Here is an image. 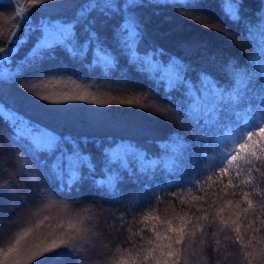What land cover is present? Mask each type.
Masks as SVG:
<instances>
[{
	"label": "trees",
	"instance_id": "16d2710c",
	"mask_svg": "<svg viewBox=\"0 0 264 264\" xmlns=\"http://www.w3.org/2000/svg\"><path fill=\"white\" fill-rule=\"evenodd\" d=\"M74 2L56 0L57 4ZM221 2L190 0L188 5L183 6L161 4L137 9L147 27L144 39L138 48L133 49L135 55L127 50L122 51V45L113 38L114 21L106 27L97 26L103 47L112 56L113 64L110 57L97 59L94 49L85 58H74L64 50H57L54 59H47L41 65L25 71L17 77V83L0 84V102L19 113L23 120V125L14 129L12 124L0 118V151L4 153L0 168L6 170L0 172V183L12 181L14 185L19 184V187L13 186L11 193L0 191V219H7L4 217L7 212L8 218L19 216L22 223L32 226L44 217H49L50 224L46 222L39 225L34 234L27 238L29 242L43 245L45 241L58 238L55 227L57 221L75 222L78 217L94 215L97 212L94 202H102L115 215L105 213L109 228L93 242L115 253L117 248L130 249L133 243L139 246L152 238L150 229L157 222L150 221L146 228L142 222L143 215L151 212L153 216H159L160 220H166L188 212L186 204L182 205L172 197V192L179 195L181 189H172L168 195L161 193L159 202H155L151 192L167 187L166 181L171 183L179 179L170 174L173 165L186 171L193 179H199L197 173L215 166L224 147L220 133L217 132L213 139L215 121L220 117V111L215 110L227 103V93L235 91L237 87L243 88V83H236L230 64H237L255 73L237 111L246 110L249 101L258 105L259 94L264 91V76L260 75V65L264 63V35L255 27L253 35L248 34V25H256L258 13L264 10V0H241V19L238 22H233L225 15ZM27 3L28 0H0V34H6L12 26L11 17L15 15V8L27 6ZM74 12L72 7L40 5L32 7L28 15L33 25H39L41 19L70 21ZM24 27L21 24L18 36H23ZM78 32L83 40L86 34L79 29ZM40 35V31L33 32L19 48L13 57V67L16 61L24 58ZM10 46L0 39V47ZM154 49H163L164 55L157 53L156 59L165 64L170 57L184 62L187 79L194 85L192 93L189 94L183 87L169 91L167 81L162 83L154 69L141 62ZM202 73L214 79L223 90V97L216 92H204L198 80ZM29 80L31 83L28 86L33 94L19 87V83ZM168 81L169 86L174 82L170 75ZM45 95L51 96L52 100L40 99ZM66 95H84L86 99L65 100ZM57 100L60 102H53ZM128 100L134 103L128 104ZM258 116H264V113H258ZM28 122L38 128L40 133L45 132L47 138L38 141L36 136H29L26 133L27 130L31 131L27 127ZM17 133L22 137L19 140ZM177 134L190 146L184 152L178 147ZM55 140L58 141V148L52 151ZM74 143L79 144L80 149L91 157L95 164V179H101L105 174L106 150L113 152V156L127 152L131 167L143 171L129 175L119 164L113 166V170H119L122 176V182L118 185L119 202L110 196H102L93 187L92 180L87 179V169L83 170L86 179L78 185V191L57 194L54 191L55 181L50 175L45 180L37 164L51 167L62 159V153L71 155ZM145 154L147 160L140 159ZM63 162L65 168H71L73 158L68 157ZM21 173L27 175L22 176ZM234 183L238 184L239 181L234 180ZM39 184L53 191L47 195H37L35 188ZM260 187L264 188V185ZM204 188L212 191L207 184ZM244 191H252L251 186L245 187ZM192 194L200 193L192 189ZM227 199L238 201L240 196L224 197L219 203ZM149 200L153 201L152 207L143 208ZM258 200L259 197L254 195L253 202L257 206ZM211 203L212 200H209L208 204ZM121 213L124 214L123 224L116 218ZM192 213L201 215L196 207L191 209L189 215ZM229 214L225 212L226 216ZM177 223V220H173L174 226ZM18 230L13 229L11 234ZM158 230L162 231L163 227H158ZM209 231L205 229L206 233ZM136 233L139 235H134ZM42 236L44 239H41ZM9 238L0 241V247L6 246ZM189 243L191 241H186L185 245ZM201 247L204 251L195 258L196 264H216L210 249ZM232 252L234 256L231 264H246L236 246L232 247ZM89 255L92 253L89 252ZM185 259L191 264L192 258L187 252ZM51 264H75V261L70 254L65 253Z\"/></svg>",
	"mask_w": 264,
	"mask_h": 264
},
{
	"label": "snow or ice",
	"instance_id": "6c2138e0",
	"mask_svg": "<svg viewBox=\"0 0 264 264\" xmlns=\"http://www.w3.org/2000/svg\"><path fill=\"white\" fill-rule=\"evenodd\" d=\"M189 3L190 0H75L74 3L57 4L56 0H28L27 6L15 8V15L11 17L12 26L6 34H0V39L11 45L8 48L0 47V84L17 83V77L25 71L41 65L47 59H54L57 50H64L74 58H85L88 52L94 49L97 59L110 57L113 64L112 56L103 47L97 26L106 27L115 21L112 29L113 38L122 45V51L133 52V49L138 48L139 43L144 39L147 27L137 9L161 4L183 6ZM40 5L72 7L75 12L70 21L49 18L41 19L39 25H33L28 12L32 7ZM192 6L196 7V5ZM240 6L241 0H222L221 2L222 10L233 22L241 19ZM21 24L25 26L22 37L17 35ZM254 27L259 28L261 35H264V10L258 13L256 25H248L249 36L253 35ZM78 29L86 34L83 40L80 39ZM35 31H40V37L24 58L16 61L13 67V57ZM157 53L160 56L164 55L163 49H154L153 53L143 57L141 62L154 69L162 83L167 81L169 91L183 87L189 94L192 93L194 85L187 79V66L184 62L181 59L170 57L165 64L156 59ZM230 68L236 76V83L238 85L243 83V88L237 87L235 91L227 93V103L218 106L215 110V112L220 111V117L215 121L213 139L216 138L217 132L220 133L223 136L224 145L215 166L205 169L202 173H197L199 179H193L186 171L173 165L170 174L179 179L171 183L166 181L167 187L151 192L155 202H159L161 193L168 195L172 189H181L179 195L172 192V197L180 201L182 205L186 204L188 212L166 220H160L159 216H153L151 212L143 215L142 222L146 228L150 221L157 222L150 229L152 238L139 246L133 243L130 249L117 248L115 253L93 242L109 228L105 213L115 215L111 208L102 202H94L97 205V212L94 215L78 217L75 222L72 220L57 221L55 227L58 238H53L50 242L45 241L43 245L29 242L27 238L34 234L39 225L46 222L50 224L49 217H44L36 225L28 226L22 223L21 217L11 219L5 212L4 217L7 219H0V241H4L9 236L10 238L6 246L0 247V264H51L65 253L73 257L75 264H190L189 260L185 259L186 252L192 258L191 264H196L195 258L204 251L201 246L210 249V255L214 257L216 264H231L234 256L233 246L237 247V251L242 254L246 264H264V188L260 187L264 185V171H262L264 170V116H258V113H264V91L259 94L260 103L258 105H253L249 101L246 110L237 111L244 93L249 90L255 78V73H250L237 64H230ZM169 75L174 81L171 86L168 81ZM260 75L264 76V63L260 65ZM198 80L204 92H216L223 97V90L207 73H202ZM30 83L31 80L19 83V87L22 91L33 94L28 86ZM40 99L52 100V97L45 95ZM64 99L85 100L86 96L66 95ZM53 102L59 103L60 101ZM95 102L100 103V101ZM127 103L133 104L134 102L128 100ZM0 118L12 124L14 129L23 125L19 113L2 102H0ZM27 127L31 129L33 136H42L40 130L31 122H28ZM17 137L18 140L22 138L19 133ZM177 144L181 152L190 147L178 134ZM57 148L58 141L55 140L51 150L54 151ZM112 153L110 150L104 153L106 171L101 179L94 178L95 164L91 161V157L80 149L79 144L75 143L72 145L70 156L62 153V159L51 167L38 163L37 168L45 180H48L50 175L55 181L54 191L57 194L78 191V185L86 179L83 170L87 169L89 174L87 179L92 180L93 187L102 196H110L119 202L118 185L122 182V176L119 170H113V166L119 164L120 168L129 175L142 172L143 169L131 167L127 152H120L115 156ZM3 154L0 151V160L3 159ZM68 157L73 158L71 168L64 166L63 161L68 160ZM140 159L147 160V155L145 154ZM241 162L244 164L243 168H241ZM152 163L155 164V162ZM4 171L6 170L0 168V172ZM233 172L234 175L231 174ZM21 175L27 174L21 173ZM234 180L239 183L235 184ZM205 184L212 188V191H206ZM13 186L19 187V184L14 185L12 181L8 184L0 183V191L11 193ZM247 186H251L252 191H244ZM192 189H196L200 194H192ZM52 191L53 189L46 188L43 184L35 188L37 195H47ZM254 195L259 197L258 206L253 202ZM236 196H240L238 201L227 199L224 203H219L224 200V197ZM209 200H212L211 204H208ZM152 204V200L146 201L143 208L150 209ZM193 207H196L201 215H195V213L189 215ZM9 211H15V209H9ZM226 211L230 213L227 216ZM116 218L122 224L125 222L123 213ZM173 220L178 221L175 226ZM161 226L162 231L158 230ZM206 228L210 230L207 233ZM13 229L19 230L11 234ZM229 233L232 234L229 235ZM197 234H199V239H197ZM134 235H139V233ZM258 236L259 240H257ZM41 239L44 237L42 236ZM186 241H191V243L185 245ZM89 252L92 255H89Z\"/></svg>",
	"mask_w": 264,
	"mask_h": 264
},
{
	"label": "rangeland",
	"instance_id": "374dc122",
	"mask_svg": "<svg viewBox=\"0 0 264 264\" xmlns=\"http://www.w3.org/2000/svg\"><path fill=\"white\" fill-rule=\"evenodd\" d=\"M26 133H27L29 136H31V137L33 136L32 132L29 131V130H27ZM41 134H42L41 137H37V138H36L38 141H39L41 138H43V140H44V138L47 136V134H45V132H42ZM46 138H47V137H46ZM46 138H45V139H46Z\"/></svg>",
	"mask_w": 264,
	"mask_h": 264
}]
</instances>
